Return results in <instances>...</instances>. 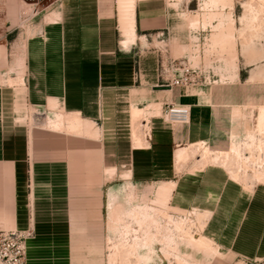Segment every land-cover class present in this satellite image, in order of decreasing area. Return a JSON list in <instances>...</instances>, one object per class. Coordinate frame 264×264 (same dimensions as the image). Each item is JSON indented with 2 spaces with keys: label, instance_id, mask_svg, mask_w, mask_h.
Masks as SVG:
<instances>
[{
  "label": "crops",
  "instance_id": "0c3cea01",
  "mask_svg": "<svg viewBox=\"0 0 264 264\" xmlns=\"http://www.w3.org/2000/svg\"><path fill=\"white\" fill-rule=\"evenodd\" d=\"M25 11L21 0H0V230L30 232L27 264H108L105 186L119 169L143 177L145 151L133 146L132 107L171 102L190 110L180 126L150 117L152 178L160 144L210 139L215 109L195 90L155 88L157 66L143 63V53L154 57V46L145 51L141 43L165 29L159 6L142 8L136 1L135 37L126 45L116 0H63L62 9L42 14L37 33L14 37L17 25L32 24ZM15 50L22 71L9 64ZM49 101L79 112L99 130L80 136L38 128L36 115L31 127L30 108L48 109Z\"/></svg>",
  "mask_w": 264,
  "mask_h": 264
},
{
  "label": "rangeland",
  "instance_id": "374dc122",
  "mask_svg": "<svg viewBox=\"0 0 264 264\" xmlns=\"http://www.w3.org/2000/svg\"><path fill=\"white\" fill-rule=\"evenodd\" d=\"M137 1L142 8L159 6L164 16L160 25L165 24L154 40L141 43L145 51L153 45L157 52L154 57L143 53V63H154L159 75L171 66L188 67L193 83L181 87L211 99L214 132L206 141L183 146L161 143L152 178L147 162L151 155L146 152L150 117L166 125L183 123L169 119L167 104L132 107L133 146L145 151L143 177L135 178L127 169L116 175L111 170L114 175L105 186L107 263L114 264L115 248L120 264H264V0ZM43 4L51 5L30 19L31 26L17 25L14 37L35 33L42 14L62 9L63 0ZM131 12L134 28L126 37L118 21L123 45L135 37V5ZM1 55L5 60V49ZM12 55L9 64L20 65L22 71L21 54L15 50ZM70 113L79 112L54 106L53 101L48 109L31 107V127L35 115L36 127L51 130L60 114ZM83 119L93 126L87 136H93L99 128ZM183 152L187 156L180 160ZM171 179L178 183L165 182ZM168 189L171 197L164 203ZM182 231L194 239L203 236L211 248H198Z\"/></svg>",
  "mask_w": 264,
  "mask_h": 264
},
{
  "label": "built area",
  "instance_id": "2783aa9c",
  "mask_svg": "<svg viewBox=\"0 0 264 264\" xmlns=\"http://www.w3.org/2000/svg\"><path fill=\"white\" fill-rule=\"evenodd\" d=\"M27 5L25 19L30 20L42 13L49 5H44L45 0H21ZM58 0H54L56 2ZM160 84L185 86L193 83V74L188 67H169L163 69L159 75ZM166 113L170 120L177 123H186L189 120V107L182 104L168 103ZM30 232L12 229L0 230V264H27L26 240Z\"/></svg>",
  "mask_w": 264,
  "mask_h": 264
},
{
  "label": "bare ground",
  "instance_id": "6f19581e",
  "mask_svg": "<svg viewBox=\"0 0 264 264\" xmlns=\"http://www.w3.org/2000/svg\"><path fill=\"white\" fill-rule=\"evenodd\" d=\"M137 0H117L118 3V19L121 29V34L126 37L129 34V29H133V22H131L130 14L132 13V9L134 8V5L136 4ZM13 83V81H11ZM169 88V87H168ZM54 106H57L58 104L53 102ZM138 113L134 114L135 118H138ZM68 124V128L66 129L69 133L75 134V135H91L93 133L92 125L88 124L79 113H70V114H60L58 117V120L52 122L50 125V129L52 130H64V125ZM205 149V148H204ZM188 151V150H187ZM184 153V152H183ZM188 154V153H187ZM180 155V154H179ZM186 153L181 154L179 156V159L182 160ZM182 162V161H181ZM263 179V177H262ZM261 180V179H260ZM171 197V189L166 190L163 196L164 203H168ZM165 216L169 218V214L165 213ZM185 236L191 238L195 245L202 249L207 250L211 248V243L207 241L206 238L201 236L199 239H194L193 235L188 232H184ZM113 262L114 264H120L119 261V255L120 252L117 251L115 248L113 249ZM180 264H186V263H180Z\"/></svg>",
  "mask_w": 264,
  "mask_h": 264
},
{
  "label": "water",
  "instance_id": "95a60500",
  "mask_svg": "<svg viewBox=\"0 0 264 264\" xmlns=\"http://www.w3.org/2000/svg\"><path fill=\"white\" fill-rule=\"evenodd\" d=\"M168 87H169L168 85H157V86H155V88H157V89H166Z\"/></svg>",
  "mask_w": 264,
  "mask_h": 264
}]
</instances>
